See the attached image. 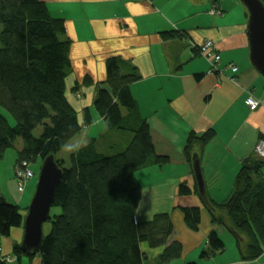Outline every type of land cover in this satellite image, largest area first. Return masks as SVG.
I'll return each mask as SVG.
<instances>
[{"label":"crops","instance_id":"0c3cea01","mask_svg":"<svg viewBox=\"0 0 264 264\" xmlns=\"http://www.w3.org/2000/svg\"><path fill=\"white\" fill-rule=\"evenodd\" d=\"M40 1L47 4L53 17L64 19L66 36L71 40L68 99L82 122L86 111L93 119L79 133L85 136L82 139L86 138L81 146L97 139L92 133L95 125L104 127L100 137L107 133L106 122L94 107L99 83L107 78V60L119 57L122 73L135 68L139 75L131 84L132 95L149 125L156 153L168 157V161L136 173L142 193L136 217L138 222H146L155 215L168 214L174 225L168 244L176 241L182 245L179 257L161 264H264V253L255 260H243L230 229L212 222L208 205L196 189L193 171L197 154L208 201L222 203L232 194L243 160L256 155L255 148L264 139V76L251 62L248 14L241 1ZM214 6L222 14L211 13ZM171 32L177 35L165 37ZM207 39L217 44L222 56L220 69L234 63L239 68L237 73L210 72V61L196 48ZM87 77L92 83L84 84ZM76 86L78 89L74 90ZM250 93L260 100L257 107L248 105ZM211 129L215 131L214 138L202 147L197 144L190 162L184 151L189 136L192 132L201 135ZM183 183L192 190L191 194H180ZM34 192L22 198L27 205L12 203L26 209ZM0 195L6 198L1 192ZM184 207L202 210L197 230L186 224ZM212 231L219 234L226 248L205 255L210 249ZM12 234L16 238L4 240L2 245L5 254H11V245L22 241L24 229H14ZM164 248L143 242L146 264H157Z\"/></svg>","mask_w":264,"mask_h":264},{"label":"trees","instance_id":"16d2710c","mask_svg":"<svg viewBox=\"0 0 264 264\" xmlns=\"http://www.w3.org/2000/svg\"><path fill=\"white\" fill-rule=\"evenodd\" d=\"M0 24V107L14 120L12 124L0 111V161L21 140L16 164H30L55 155L63 170L52 205L60 212L53 216L50 212L47 222L51 229L44 233L38 253L41 263L146 264L143 242L152 247L165 246L157 264L179 257L182 245L176 241L168 244L174 231L168 214L155 215L146 222H138L136 217L142 196L136 173L168 161V157L156 153L149 125L132 95L131 84L139 78L136 69L124 74L119 57L109 58L107 78L99 83L94 103L106 122V132L121 130L132 134L126 146L105 154L99 148L102 137L91 139L71 154L67 167L58 153L93 119L86 111L82 122L68 99L67 78L72 63L65 21L53 17L47 4L40 0H0ZM176 35L171 32L165 37ZM89 83L92 81L87 77L84 84ZM40 126L43 131L37 136L35 130ZM214 136L213 129L201 135L192 132L184 150L187 159L192 161L197 144L202 147ZM263 170L264 158L247 157L235 178L231 196L222 203L209 200L208 205L212 222L230 229L247 261L264 253ZM191 193L186 183L181 184L180 194ZM26 210L0 195V239L23 227ZM182 211L186 224L197 230L202 210L184 207ZM21 244L15 243L12 253L5 254L0 243V264L21 263L24 257L32 261L36 255L24 253ZM209 244L205 255L226 248L216 231L209 235ZM8 255L14 261H6Z\"/></svg>","mask_w":264,"mask_h":264},{"label":"water","instance_id":"95a60500","mask_svg":"<svg viewBox=\"0 0 264 264\" xmlns=\"http://www.w3.org/2000/svg\"><path fill=\"white\" fill-rule=\"evenodd\" d=\"M216 1V0H214ZM248 14L247 33L250 58L256 70L264 76V3L261 0H240ZM193 171L201 198L209 205L207 188L199 156L193 159ZM63 177L55 155L43 159L34 195L24 218L21 248L24 253L37 255L44 238V224L50 217L57 187Z\"/></svg>","mask_w":264,"mask_h":264},{"label":"rangeland","instance_id":"374dc122","mask_svg":"<svg viewBox=\"0 0 264 264\" xmlns=\"http://www.w3.org/2000/svg\"><path fill=\"white\" fill-rule=\"evenodd\" d=\"M205 1H212V0H205ZM219 2H223L224 0H218ZM229 1V0H228ZM243 5V4H242ZM243 8L245 11L246 8L243 5ZM2 29V25L0 24V31ZM68 94V93H67ZM0 111L5 114L10 122L13 124L14 120L12 118V116L2 107H0ZM96 111V110H95ZM97 112V111H96ZM104 125V122L103 124ZM102 128L100 129L99 126L95 125L94 129H93V136L96 138H101L100 134H102L103 130V126H101ZM43 131V127H38L35 130V135L39 136ZM119 132V134H118ZM125 133V134H123ZM131 133L129 132H124L121 130H110L106 133L105 136H103L100 140V150L102 152H104L105 154H112L114 152H117L119 150H122V148H124L128 142V140L131 137ZM92 136V137H93ZM85 136L82 134H78L76 136H74L72 139H70L68 141V143L66 144V146L58 153V158L62 159L65 161V166H70V157L71 154L73 152H75L79 146H81V144H83L82 142H85L84 138ZM84 140V141H82ZM116 144H118V147ZM21 145V140H18L16 147L14 148H10L6 151V154L4 156V158L0 161V192L6 196V199L9 202H18L20 203L21 206L27 205L28 202L27 201H21L22 198L24 197V195L28 196L30 194H32V192L36 189V185L38 182V177H39V172L43 163V159L42 158H38L36 161L31 162L29 164V167L31 168V170L34 172V177L28 182L25 192L24 193H19L17 186H18V181L16 179V175H15V165L17 162V157H18V147ZM29 185V186H28ZM60 210L58 208H52L51 209V216L59 213ZM17 229V228H15ZM23 229V228H21ZM51 229V223L50 222H46L44 224V233L48 234L50 232ZM14 230V229H13ZM16 237L13 236V234H11L9 237H3L0 239V243L2 245H4V240L10 239L11 241H13ZM22 243V241L20 242ZM15 245V243L13 244ZM13 245H11V249L13 250ZM38 261L41 263V257L39 254H37L34 259L31 261L28 258L24 257L22 262L20 263L19 261H15L12 262L10 264H36L38 263Z\"/></svg>","mask_w":264,"mask_h":264},{"label":"built area","instance_id":"2783aa9c","mask_svg":"<svg viewBox=\"0 0 264 264\" xmlns=\"http://www.w3.org/2000/svg\"><path fill=\"white\" fill-rule=\"evenodd\" d=\"M211 13L222 14V11L217 6H214V8L211 10ZM196 48L200 55L204 56L206 59H208V61H210V72L213 73L214 71H220L223 74L226 70H231L234 74L238 72L239 68L234 63H228L220 69L222 56L215 41L207 39L197 44ZM247 103L250 107H257L260 104V100L250 93ZM255 153L257 156L264 158V139L260 140V142L257 144ZM15 175L18 181L17 189L20 193H24L27 183L34 177V172L31 170L28 163L23 162L22 164L15 165ZM4 259L8 262L14 261V258L10 255L6 256Z\"/></svg>","mask_w":264,"mask_h":264}]
</instances>
